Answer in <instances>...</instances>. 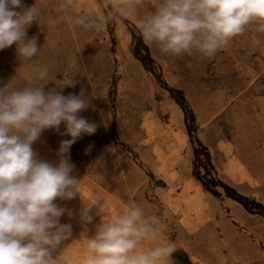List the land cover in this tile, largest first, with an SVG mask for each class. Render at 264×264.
I'll return each mask as SVG.
<instances>
[{
    "label": "rangeland",
    "instance_id": "obj_1",
    "mask_svg": "<svg viewBox=\"0 0 264 264\" xmlns=\"http://www.w3.org/2000/svg\"><path fill=\"white\" fill-rule=\"evenodd\" d=\"M60 2L24 0L40 10L39 25L33 23L28 36H36L41 48L20 69L15 45L0 51V86L18 69L17 86L49 82L46 89L63 88L67 95L83 88L95 97L81 115L97 130L70 149L84 203L102 201L110 213L124 204L140 206L158 220L155 238L142 249L172 241V264H264L260 24H250L211 57L196 49L177 57L145 44L136 28L158 0H142L130 18L108 21L102 30L64 20L50 24ZM105 2L72 0L69 11L103 15ZM42 68L47 81L35 79ZM69 138L49 130L33 147L42 159L57 162L59 143ZM57 203L76 213L82 204L79 198ZM61 223L73 226L61 248L63 264H79L78 216Z\"/></svg>",
    "mask_w": 264,
    "mask_h": 264
},
{
    "label": "clouds",
    "instance_id": "obj_2",
    "mask_svg": "<svg viewBox=\"0 0 264 264\" xmlns=\"http://www.w3.org/2000/svg\"><path fill=\"white\" fill-rule=\"evenodd\" d=\"M138 3L142 0H106L103 15H74L69 11L72 0H61L56 19L49 23L64 20L69 26L102 30L108 21L130 18ZM39 16L36 3L0 0V51L15 45L18 69L40 51L38 38L28 36L32 24L39 25ZM254 22L264 31V0H158L135 21L145 44L177 57L193 49L211 57ZM18 69L0 86V264H63L61 248L73 235L72 224L61 223L64 216H78L82 226L79 264H172L174 242L141 247L155 238L157 218L146 217L135 203L110 213L102 201L86 205L81 199L82 179L73 175L70 149L97 130L95 122L81 115L95 97L83 88L67 95L63 88L46 89L49 82L17 86ZM48 75L42 68L35 79L47 81ZM49 130L70 137L60 141L57 162L42 159L33 147ZM76 198L82 202L78 213L57 203Z\"/></svg>",
    "mask_w": 264,
    "mask_h": 264
}]
</instances>
